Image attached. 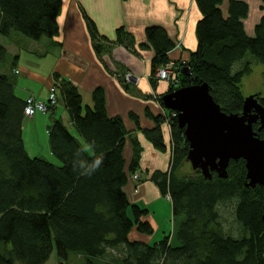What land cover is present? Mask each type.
<instances>
[{"label":"trees","instance_id":"1","mask_svg":"<svg viewBox=\"0 0 264 264\" xmlns=\"http://www.w3.org/2000/svg\"><path fill=\"white\" fill-rule=\"evenodd\" d=\"M195 1L202 12L198 48L189 61L175 62L178 85L170 84V90L206 82L223 111L241 113V84L251 67H233L248 53L264 65V16L251 37L242 21L250 9L247 0H229L226 9L224 0ZM61 7L62 0H0V38L10 37L20 48L31 44L17 33L35 43L45 37L54 41L60 34ZM89 24L93 38L98 37ZM118 32L117 42L125 43L126 32ZM146 36L155 53L152 72L157 81V70L172 61L174 43L161 26H149ZM95 47L99 50L98 43ZM12 57L0 39V264H45L54 251L58 264H66L72 252L84 253V264H264V188L246 186L244 159L231 161L227 178L213 172L209 179L199 169L182 173L189 151L185 130L173 111L156 117L158 123L169 120L172 162L153 180L163 196H171L173 216L181 221L174 239L169 234L153 242L133 240L134 231L156 232L148 208L132 203L125 191L139 168L142 146L132 139L134 154L127 170V131L121 117L107 115L104 89L97 87L93 105L84 109L77 86L55 76L68 118H55L48 127L55 161L31 156L23 137L30 96L16 92L12 71L20 70L15 61L7 65ZM185 65L191 75L183 71ZM260 101L264 104L263 96ZM48 105L44 113H53L60 102ZM254 129L264 137V128ZM145 134L154 147L166 149L161 124ZM230 203H235L236 219L246 231L240 238L227 236L223 228L219 206Z\"/></svg>","mask_w":264,"mask_h":264},{"label":"crops","instance_id":"2","mask_svg":"<svg viewBox=\"0 0 264 264\" xmlns=\"http://www.w3.org/2000/svg\"><path fill=\"white\" fill-rule=\"evenodd\" d=\"M247 1L250 9L244 18L245 30L253 37L256 25L264 16V1ZM228 3L229 0H224V9ZM201 18L202 12L195 0H62L58 18L60 34L54 41L46 40L37 45L29 43L31 46L23 52L10 37L0 38H3L1 41L20 70L17 74L12 71L19 96L26 98L32 95L45 100L55 71L77 86L82 94L84 109L93 105V91L102 87L106 93L107 115L121 117L124 121L127 170L134 154L132 139L142 145L136 171L141 177L138 181L130 178L125 191L132 203L148 208L149 218L157 232L140 235L134 231L133 240L153 242L169 234L173 237L175 233V229L169 230L168 223L164 227L159 224L173 215V208L172 202L162 195L153 180L156 172L168 171L172 162L171 127L168 122L158 123L156 117L155 121L152 119L153 111L159 113L161 108L160 117L169 113L163 104V95L171 90L161 80L153 78L155 53L147 39L146 29L152 25L163 27L174 43L169 52L171 60L187 62L198 48L197 25ZM90 22L98 37L93 38ZM119 29L126 32L122 36L125 43L117 42ZM96 43L99 50L95 47ZM64 106L63 101L56 112L38 113L26 120L23 137L34 141L30 150L25 142L29 154L37 151L36 156L55 161L49 145L48 127L55 118L66 115L68 118ZM133 118L138 121H133ZM158 124H161L165 138V150L154 147L145 134L147 129H153Z\"/></svg>","mask_w":264,"mask_h":264},{"label":"water","instance_id":"3","mask_svg":"<svg viewBox=\"0 0 264 264\" xmlns=\"http://www.w3.org/2000/svg\"><path fill=\"white\" fill-rule=\"evenodd\" d=\"M183 71L191 75L185 65ZM257 95L245 97L241 113H226L214 100L208 83H191L163 95L168 110L179 112L178 124L185 130L189 142L187 161L194 170L212 179L229 176L232 160L244 159L246 186L264 188V137H260L253 123L260 121L264 128V104ZM262 222L264 225V200Z\"/></svg>","mask_w":264,"mask_h":264},{"label":"rangeland","instance_id":"4","mask_svg":"<svg viewBox=\"0 0 264 264\" xmlns=\"http://www.w3.org/2000/svg\"><path fill=\"white\" fill-rule=\"evenodd\" d=\"M245 19L243 18L244 25H245ZM17 35H19L20 37H22L24 40L28 41L29 43H34V45H37V43H35V40L21 36L22 34L17 33ZM44 39L47 41L53 40L52 38H49V37H45ZM1 40H3V39H1ZM25 43H27V42H25ZM21 48H23V50L27 49L26 45H24ZM14 61L15 60L12 57L11 59H9V62L7 63V65L11 66V64H13ZM172 62L175 63L177 61L175 59L174 61L172 60ZM246 66H248L249 68L251 67V71L248 74H246L242 80L241 90L243 92V95L245 97H248L250 95H257L256 97L260 99V96L264 97V81H263L264 65L261 64L260 62H258L252 53H248L244 57V59L235 63L233 70L238 71V70L244 69ZM55 76H61V75L59 72L55 71L54 77ZM62 79L68 80L64 77H62ZM160 82L165 83L167 85V89L170 88V86H171L169 81L161 80ZM56 83L57 82L54 79L51 86L49 87L48 97L45 99L46 102H51L52 100H57L58 102L63 103V98L61 96V93L58 95L59 89L55 88ZM53 88H54L55 94H56L55 98L52 95V91H54V90H52ZM259 94H260V96H259ZM51 109H52V105H51ZM161 111H162V108H161ZM161 111H159V113H156L153 111L154 117L152 119L154 121H155V117L162 114ZM38 113H44V112L34 113L32 116H29V118L34 117ZM132 120L136 121L135 118H133ZM136 125H137V123H136ZM165 132H166V130H165ZM26 138H27V135H26ZM24 140L27 144L28 149L30 150V147L33 146V144H34L33 139H24ZM38 151L40 152V147H39ZM36 154H37V151H35L33 154H30V155L36 156ZM192 171H193V168H192L191 164L189 162H187L185 164V166H183L182 173H191ZM143 176H144V178H146L145 172L143 173ZM137 184H138V182H137ZM136 191L138 192V190H136ZM164 197L167 198V197H171V196L169 194H166V195H164ZM167 200L170 202L169 198H167ZM165 203H167V201ZM162 205H164V203ZM143 206H145V205H143ZM156 206L159 207V204L156 203ZM165 206H166V204H165ZM219 210L221 213V221L223 224V228H224L225 234L227 236H231L233 238H240L241 236H244L246 234L244 227L236 219L235 203H230V204L219 206ZM161 211L163 212V210H161ZM166 213H168V210L166 211ZM180 221H181V218H175L173 215L172 216L170 215L169 219H163L159 224H160V226L164 227V225L166 223H168L169 224V226H168L169 230L175 229L174 232L176 233L177 227H178V224L180 223ZM159 232H160L159 234H161V231H159ZM175 233H174V235H175ZM173 238H174V236H173ZM85 257H86L85 254L82 252H72V253H70L69 259L66 262V264H84ZM58 262H59V259L57 257L56 252L54 251V253L51 255L50 259L45 264H58Z\"/></svg>","mask_w":264,"mask_h":264},{"label":"built area","instance_id":"5","mask_svg":"<svg viewBox=\"0 0 264 264\" xmlns=\"http://www.w3.org/2000/svg\"><path fill=\"white\" fill-rule=\"evenodd\" d=\"M177 69L175 67V63L170 61L157 70L156 76L159 80H166V81H169L170 84L177 86L178 80L175 74L177 72ZM127 78L129 77L127 76ZM52 95L54 98L56 97L55 90L52 91ZM52 102H55V100H52ZM48 103L46 101L36 99L34 96H30L27 99L26 110H25L26 114L28 116H32L34 113H37V112H45L49 108ZM173 115H177V113L174 112ZM168 125H169V120H168ZM140 177H141L140 174L137 172L134 173L132 176V178L135 181H138ZM167 198L170 199L171 197H167Z\"/></svg>","mask_w":264,"mask_h":264},{"label":"bare ground","instance_id":"6","mask_svg":"<svg viewBox=\"0 0 264 264\" xmlns=\"http://www.w3.org/2000/svg\"><path fill=\"white\" fill-rule=\"evenodd\" d=\"M168 110V109H167ZM169 111H173V112H176L177 113V115H179V112L178 111H176V110H169ZM258 121V120H257ZM256 121V122H257ZM255 123V122H254ZM254 123H253V126H254Z\"/></svg>","mask_w":264,"mask_h":264},{"label":"flooded vegetation","instance_id":"7","mask_svg":"<svg viewBox=\"0 0 264 264\" xmlns=\"http://www.w3.org/2000/svg\"><path fill=\"white\" fill-rule=\"evenodd\" d=\"M254 124H255L254 126H256V127H257V125H258V126L261 125V124H260V121H257V122H255Z\"/></svg>","mask_w":264,"mask_h":264},{"label":"clouds","instance_id":"8","mask_svg":"<svg viewBox=\"0 0 264 264\" xmlns=\"http://www.w3.org/2000/svg\"><path fill=\"white\" fill-rule=\"evenodd\" d=\"M97 164H99V161H97Z\"/></svg>","mask_w":264,"mask_h":264}]
</instances>
